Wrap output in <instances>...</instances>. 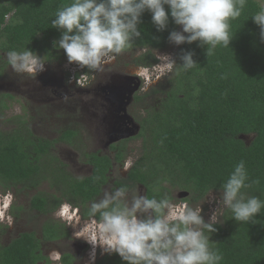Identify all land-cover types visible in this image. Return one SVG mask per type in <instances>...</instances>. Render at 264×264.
<instances>
[{
  "label": "trees",
  "instance_id": "16d2710c",
  "mask_svg": "<svg viewBox=\"0 0 264 264\" xmlns=\"http://www.w3.org/2000/svg\"><path fill=\"white\" fill-rule=\"evenodd\" d=\"M70 2L0 0V54L29 48L47 59L60 61L64 53L53 48L52 43L59 39L60 32L51 27V21L57 10ZM261 7L256 0H246L241 16L230 22L233 39L229 47L218 45L208 57L206 46H199V42L178 46L177 64L181 63L178 57L184 50L194 53L197 65L186 71L173 69L161 105L147 110L142 120L141 136L147 144L143 157L135 163L129 177L117 184L129 188V183L142 184L149 198L158 199L169 185L170 196L174 190L185 191L190 196L186 201L199 204L210 193L219 192L234 165L243 160L249 182L259 180V184L244 191L264 200V43L251 19ZM141 19L140 38L123 52L164 51L171 45L169 33L180 30L170 19L167 30L157 32L148 12ZM143 61L142 65L153 66L157 59L147 54ZM2 70L0 67V76ZM1 107L3 102L0 112ZM76 134L68 130L57 140L42 139L22 121L13 132L0 131V187L8 191L13 184L49 179L45 165L55 144L71 142ZM250 135L255 138L246 144L241 136ZM115 147L112 150L118 151L116 160L122 162L126 145ZM98 160L90 177L73 179L58 174L61 185L64 183L60 195L38 194L32 199V206L47 213L66 198L75 205L81 202L88 211L87 202L100 194L113 165L107 157H90L93 163ZM255 220L256 223L237 222L226 209L216 231L206 233L212 242L210 247L223 256L220 264H264V210ZM43 231L45 239L51 241L65 236L67 228L57 222L53 227L47 224ZM38 251L35 234H23L10 245L0 247V264H37L43 259ZM97 264L126 262L117 254H107Z\"/></svg>",
  "mask_w": 264,
  "mask_h": 264
},
{
  "label": "clouds",
  "instance_id": "9594fccd",
  "mask_svg": "<svg viewBox=\"0 0 264 264\" xmlns=\"http://www.w3.org/2000/svg\"><path fill=\"white\" fill-rule=\"evenodd\" d=\"M246 0H71L55 13L51 27L60 32L53 48L62 50L69 65L92 70L116 59L141 32L145 12L157 32L167 30L169 21L179 26L168 35L170 44L180 46L199 42L206 46L207 57L218 45L229 47L231 21L237 20ZM264 43V7L251 17ZM192 51L182 50L178 59L158 55L163 66L189 70L196 66ZM13 72L36 77L45 71L44 57L26 48L10 50L5 56ZM222 78H226L223 77ZM131 162L125 165L130 166ZM249 182L243 160L234 165L220 185L216 201L220 209L230 210L232 219L256 223L264 210V200L248 195ZM217 210L206 222L201 207L165 193L159 199L141 195L127 185L105 189L100 198L88 205L87 219L79 225L76 238L91 246L90 260L97 248L101 254H117L126 264H220L222 254L210 247V236L218 224Z\"/></svg>",
  "mask_w": 264,
  "mask_h": 264
},
{
  "label": "rangeland",
  "instance_id": "374dc122",
  "mask_svg": "<svg viewBox=\"0 0 264 264\" xmlns=\"http://www.w3.org/2000/svg\"><path fill=\"white\" fill-rule=\"evenodd\" d=\"M264 7V0H256ZM178 46L171 44L164 51H150L148 49H137L130 52H121L116 59L102 67L92 70L69 65L66 56L60 61L54 58L44 57L45 71L36 77L28 74L13 72L5 58L6 54H0V67L3 69L0 76V100L7 104L0 112V131L13 132L18 128L20 121L27 122L33 134L42 139L57 140L66 131H74L76 137L71 142H58L46 160V172L49 174L56 168V157L65 165L64 170L69 175L77 178L89 176L91 167L86 163L85 157L89 154H109L108 148L111 144L107 132L101 123L105 124L107 110L102 108V89L107 86L111 77H119L132 72H139L145 78L146 87L150 90L148 99H144L143 108L151 110L158 108L165 98L169 89L170 78L173 69H169L157 58L158 55H170L176 59ZM147 54L155 56L157 62L153 66L145 64L143 59ZM147 58V57H146ZM117 80L113 78L112 82ZM157 91V92H156ZM100 97H97L96 95ZM4 95H9L6 98ZM134 113V111H133ZM135 113H140L136 109ZM143 113L139 117H143ZM110 132V131H109ZM250 144L255 136H241ZM129 152L127 163L130 166L143 157L146 149L145 140L141 136L130 143H126ZM125 144V145H126ZM126 163V164H127ZM125 164V165H126ZM129 166V167H130ZM115 168L112 176H123L128 168ZM44 175V174H43ZM55 187L52 185L51 177L38 182L33 180L19 185L15 189L5 191L0 187V244H8L23 233L39 231L45 217L35 213L27 212L31 199L40 193L53 194ZM106 189H114L112 182ZM141 195H145L142 187L138 188ZM188 193V192H187ZM185 191L174 190L173 195L178 199H187ZM220 191L210 193L201 203H190L192 207H201L202 216L207 222L209 217L217 210L219 205ZM66 204V203H65ZM65 205H63L64 207ZM65 220L67 227L72 229V239L60 243H48L44 245L45 252L52 259V264H60L63 252H76L74 247L78 241L75 232L79 225L85 221L77 210L66 205ZM226 209L221 207L217 210L218 223L222 222V216ZM72 219H74L72 221ZM79 240L84 241L82 238ZM86 243V242H85ZM91 246L80 254L78 264H95L104 256L99 248L96 250L94 261L90 260Z\"/></svg>",
  "mask_w": 264,
  "mask_h": 264
},
{
  "label": "flooded vegetation",
  "instance_id": "af4514ba",
  "mask_svg": "<svg viewBox=\"0 0 264 264\" xmlns=\"http://www.w3.org/2000/svg\"><path fill=\"white\" fill-rule=\"evenodd\" d=\"M113 78L120 80V81L117 82L116 80H114L112 82ZM102 92H103L102 97H100L98 94L96 96L100 97L99 100L100 99L102 100V106L101 107L104 108L105 110H107V114H106V117H104V119L108 123L105 124V122L103 121L101 123V125L104 127L105 131L107 132L109 142L114 141V140H118V141L109 145L108 148L110 149V152L108 155L96 153V154H89L85 157L86 163L91 167V173L89 176H86V177L77 178L74 175H69L64 170L65 165L63 164V162L60 161L56 157V168L54 170V173L51 174L52 171L49 173L51 175L52 185L55 187L54 193L53 194L40 193V194L55 195V196L60 195V191L62 189H64V183H62V185H61V179L58 180L59 178L57 177L58 174H60L61 177L64 175H69L73 179H82V178H87V177L92 176V174L94 173L95 164H97L99 162V160L95 161L94 163L90 161V157H92L93 155H98L99 157H103V158L107 157L111 161H113L112 168L106 174V182L101 186L100 194L97 195L93 200L100 198L103 194V191L110 185L111 182H112L113 188L115 189V188H118V187L123 185V184H117L118 182H120V183L122 182L121 179H127L129 177V173H130L131 169L134 167L136 162L134 164H132L128 168V170H126L127 172L125 175H123V176L119 175V176H117V178L116 177L114 178L112 176V174L115 173L114 172L115 168L120 169L121 167L123 168L125 166V164L127 163L128 155H129L128 151L127 152L123 151L124 155H125V159L124 160L122 159L123 160L122 162H118V160H116L117 156H118V151L112 150V147L116 146L115 148H117L118 146H121V145L125 146L126 143H130L131 141L141 137L142 120L146 117V113H147V109L143 108L144 99H148V96L151 93H150V90H148V87H146L145 78H142V75L139 72H132L131 74H124L123 73V75H121L119 77L118 76L117 77H114V76L111 77L107 86L102 89ZM4 96L6 98L9 97V95H4ZM0 102H3L4 107H7V104L4 101L0 100ZM2 108L3 107H1V111H2ZM136 109L140 110V113H135ZM133 111H134V113H133ZM142 113L144 114L143 117H139V115ZM134 133H136V134H134ZM132 135H134V136H132ZM59 142H63V141H59ZM126 146H127V144H126ZM123 152H122L121 156H123ZM22 184H25V183L13 184V185H11V188L9 190H11V189L13 190V189H15V187H18L19 185H22ZM129 185L132 186V187H130L131 190H135L136 188L142 187L145 191V194H147V189L144 185L137 184L136 186H134L131 183H129ZM166 187L168 189L166 191H164L165 193H167L170 190L169 185H166ZM167 194L170 195V192H168ZM35 196H37V195H35ZM172 196H174V195L172 194ZM32 199H31V201H32ZM93 200H90L87 202V208H88L89 203ZM63 205H65V206L70 205L72 207V210L75 209L78 211V213L80 214L81 218H83V220L87 219V216H85V214H87L88 211H86L82 207L81 202H78V204L75 205L73 202H69V200H67L66 198L63 199V201L60 203V205L58 207L55 206L54 209H52V207H50L51 211H49L47 213H45L39 209L34 208L31 204V202H30V204H28L29 207L26 210L27 212L35 213L39 219H41V218L38 215L46 218V219H43L44 223L42 224V226L38 232L37 231H31L29 233H23V234H35L36 238L39 240L38 254L43 259L39 260L37 262V264H52L51 257H49L48 253L45 252V249H44L45 244L60 243V242H65L69 239H72V235H71L72 229L70 230V228L67 227L66 223L62 221V220H65V221L67 220V219H65V216H66V214H68L64 210L65 206L63 207ZM73 220L74 219H72V221ZM57 222H60L61 224H65V226L67 228L66 235L61 237V238L55 239V240L47 241L45 239V235H44V231H43L44 227L47 224H49L52 227L56 226ZM23 234H21V235H23ZM19 237H20V235L17 238H19ZM17 238H15V239H17ZM74 238H76V237H74ZM77 240L80 242H83V243L75 242L76 244H74V247L78 253H76V252H63L61 254L60 259H59L60 264H78L79 257L81 259L80 254L84 253V250L88 247V244L85 243V241L79 240V238ZM12 242H9L8 244H3V245L0 244V247H6V246L10 245ZM106 255L107 254H104V256H106ZM104 256L100 257L97 260V262L100 259H102ZM97 262H95V264H97Z\"/></svg>",
  "mask_w": 264,
  "mask_h": 264
},
{
  "label": "water",
  "instance_id": "95a60500",
  "mask_svg": "<svg viewBox=\"0 0 264 264\" xmlns=\"http://www.w3.org/2000/svg\"><path fill=\"white\" fill-rule=\"evenodd\" d=\"M111 89H112V88H111ZM111 129H112V128H111ZM134 134H136V133H134ZM132 136H134V135H132ZM117 141H118V140L110 141V143L113 144V143H115V142H117ZM184 196H188V193L185 192Z\"/></svg>",
  "mask_w": 264,
  "mask_h": 264
}]
</instances>
